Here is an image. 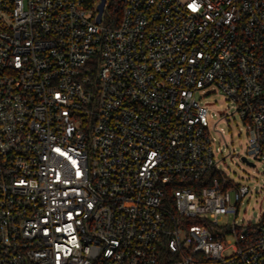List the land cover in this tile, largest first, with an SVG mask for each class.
I'll list each match as a JSON object with an SVG mask.
<instances>
[{
  "label": "built area",
  "instance_id": "2783aa9c",
  "mask_svg": "<svg viewBox=\"0 0 264 264\" xmlns=\"http://www.w3.org/2000/svg\"><path fill=\"white\" fill-rule=\"evenodd\" d=\"M100 2L0 0V264H264L194 96L264 163V0Z\"/></svg>",
  "mask_w": 264,
  "mask_h": 264
},
{
  "label": "rangeland",
  "instance_id": "374dc122",
  "mask_svg": "<svg viewBox=\"0 0 264 264\" xmlns=\"http://www.w3.org/2000/svg\"><path fill=\"white\" fill-rule=\"evenodd\" d=\"M194 96L207 107L212 149L216 153V159L222 157L220 166L232 179L250 187V193L239 206L237 222H255L264 214V163L250 159L255 165L249 166L241 160L247 147L244 125L234 111L233 104L216 86L196 89ZM232 217H229V222ZM223 222H226V218Z\"/></svg>",
  "mask_w": 264,
  "mask_h": 264
},
{
  "label": "water",
  "instance_id": "95a60500",
  "mask_svg": "<svg viewBox=\"0 0 264 264\" xmlns=\"http://www.w3.org/2000/svg\"><path fill=\"white\" fill-rule=\"evenodd\" d=\"M103 3H104V0H101V2L98 4V15H97V18H96L97 21H100V16H101V12H102ZM242 160L245 161V158L242 157Z\"/></svg>",
  "mask_w": 264,
  "mask_h": 264
}]
</instances>
